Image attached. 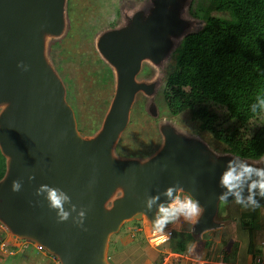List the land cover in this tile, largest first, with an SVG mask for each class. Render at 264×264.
<instances>
[{
    "label": "water",
    "instance_id": "obj_1",
    "mask_svg": "<svg viewBox=\"0 0 264 264\" xmlns=\"http://www.w3.org/2000/svg\"><path fill=\"white\" fill-rule=\"evenodd\" d=\"M184 2L151 0L126 15L122 26L99 35L96 47L115 71V91L99 131L84 137L65 86L46 57V39L59 36L64 28L65 0H0V152L6 161L0 178V222L16 238L33 240L60 264H112L107 257L110 236L130 220L145 219L154 230L159 206L169 204L178 192L199 202L201 214L191 234L201 237L223 225L216 220L221 196L236 200L239 193L249 203L248 185L264 180L255 170L243 171L248 165L264 169V157L215 153L170 125L162 129V147L149 157L115 156L137 92L150 95L155 89V82L136 79L142 62L159 63L170 53L186 27L178 12ZM21 61L29 65L28 71L17 67ZM229 171L243 173L231 191L222 184ZM13 180L22 181L19 192L12 191ZM42 184L70 197L71 203L64 204L68 220L58 222L47 193L36 195ZM174 185L172 196L164 195ZM118 189L121 194L113 197ZM255 191L254 199L264 208V197L259 188ZM152 196L159 199L149 211L145 202ZM82 208L86 215L80 227ZM140 211L143 217L137 215Z\"/></svg>",
    "mask_w": 264,
    "mask_h": 264
},
{
    "label": "rangeland",
    "instance_id": "obj_2",
    "mask_svg": "<svg viewBox=\"0 0 264 264\" xmlns=\"http://www.w3.org/2000/svg\"><path fill=\"white\" fill-rule=\"evenodd\" d=\"M147 3L150 5L151 0H65L63 31L59 36L46 39V57L65 86L66 100L74 110L77 128L84 137L94 136L99 131L115 91V71L98 52L97 39L102 32L122 26L125 22V14L130 15ZM208 3L209 0H185L178 12L186 27L183 33L174 39L170 53L159 63L149 60L142 62L136 79L139 82H155V89L150 95L143 91L137 92L128 125L115 145L121 151L115 153L117 158L143 160L144 155L153 154L164 143L162 129L166 125H170L187 137L201 140L215 153H227L224 152V144L217 142L210 132L200 129V122L192 118L189 110L178 115H170L160 93L173 50L185 34L194 32L203 25V19L194 12H200V8H204ZM212 14L225 15V13L216 11ZM262 116H264V110ZM263 157L264 155L261 158ZM120 194L121 190L118 189L113 197ZM107 206H110V202ZM237 209L235 199L221 201L216 220L225 222L222 234L219 235L220 230H216L213 237L209 232L204 234V238L211 242L207 249L212 252L215 249L213 242L219 241L216 243L220 254L218 260H232V258L236 260L247 254L248 236L246 229L242 228V224L239 223L241 215L237 213ZM261 211L264 213L263 207ZM123 225L122 228L132 227L129 221L124 222ZM190 225V220H185L182 215L167 224L166 227L172 229V237L160 251L152 249L154 255L151 253V258L160 259L165 255L163 251L177 254L178 260L183 253L188 254L190 245L182 242V239L184 234L190 230ZM139 234L136 233L134 236L128 234L126 240L129 239L130 243L131 240L138 239L136 241L143 244L145 238ZM228 241L229 244L226 243ZM256 243L260 249L257 255L264 259V214L262 228L257 232ZM142 246L145 251V244ZM146 247L148 248L147 245ZM147 252L150 253L149 250ZM115 253L111 248H107L108 260L112 264H122L117 263V258L109 259V256ZM147 256L145 251L138 257L127 256L124 260L130 264H143V259ZM187 264H197V262L189 260Z\"/></svg>",
    "mask_w": 264,
    "mask_h": 264
},
{
    "label": "trees",
    "instance_id": "obj_3",
    "mask_svg": "<svg viewBox=\"0 0 264 264\" xmlns=\"http://www.w3.org/2000/svg\"><path fill=\"white\" fill-rule=\"evenodd\" d=\"M194 14L204 23L173 50L163 102L173 116L189 110L202 131L225 145L224 152L257 160L264 155V0H209ZM5 169L0 152V178ZM238 206L246 208L239 223L248 236L246 251L255 256L262 207L246 201ZM184 235L182 242L192 240L190 231Z\"/></svg>",
    "mask_w": 264,
    "mask_h": 264
},
{
    "label": "crops",
    "instance_id": "obj_4",
    "mask_svg": "<svg viewBox=\"0 0 264 264\" xmlns=\"http://www.w3.org/2000/svg\"><path fill=\"white\" fill-rule=\"evenodd\" d=\"M237 207H238L237 213H239V215H242L243 211H245L244 209L246 208H241L238 206V204ZM197 218L198 217L190 220L191 222L190 230H189L190 232H191V227ZM129 222L132 224V227L130 226L127 228H122L124 226L122 225L118 232L110 236L108 242V248H111V250H113V252L116 253L110 255L109 259L117 258V263L121 262L122 264H130V262L124 260L125 258H127V256L131 258H135L138 257V255H141L143 252L145 253L146 251V256L147 255L148 256L144 257L143 264H150L151 262L155 261L153 260V258H151V256L154 255L152 249L155 250L158 249V251H160V249L167 242H169L171 238L163 243H158V245H156L155 243L156 233L154 232V230L150 229L149 223L145 219L132 220V221L130 220ZM222 223L223 225L221 227L208 230L206 232H209L210 236L213 237L214 232H216V230H220L219 235H221L222 230L225 227V222ZM206 232L202 233L201 237L196 238L192 236V240L187 243L188 245L193 246L192 250L191 251L188 250V254L183 253L182 257L181 254H179L180 257L183 258V260H185L186 262H184L180 258L179 260L177 259V264H187L189 260L190 261L201 260L204 262V264L205 263L206 264H255L253 257L257 255L253 256L252 254L247 253V251H246L247 253L246 255L244 254V256H242L241 258L239 257L236 260H234L233 258L232 260H226V259L218 260L217 258L219 257L220 254L218 253L219 249H218V244L216 243L217 242L219 243V241L216 240V242L215 241L213 242V245L215 244L214 245L215 249L213 252L207 249L209 247V244H211V242L207 241V239L204 238V234ZM136 233L138 234L140 233L141 236H144L145 239L143 238L144 239L143 244H145V251H143V246H142L143 244H140L139 242L136 241L138 239L131 240L130 243H129L130 241L129 239L126 240L128 234L134 236ZM1 241H6L8 243L9 247L12 249V253L11 254L3 253L0 251V264H57L55 262L54 255L50 254L43 248H39L38 245L31 239L16 238L5 226L4 227L0 226V242ZM226 243L229 244V241ZM146 245L148 246V248L146 247ZM256 246L258 248V253H260L259 246L258 245ZM148 250L150 253L147 252ZM163 252L165 254L166 252L172 253L168 251H163ZM210 252H212V254ZM172 254L176 255V257L178 256L175 253Z\"/></svg>",
    "mask_w": 264,
    "mask_h": 264
},
{
    "label": "clouds",
    "instance_id": "obj_5",
    "mask_svg": "<svg viewBox=\"0 0 264 264\" xmlns=\"http://www.w3.org/2000/svg\"><path fill=\"white\" fill-rule=\"evenodd\" d=\"M18 68H22L24 71L29 70V65H26L23 61L19 62L17 64ZM256 171L257 175L264 176V169H253L251 165L244 167V172L249 173L252 171ZM240 175H233L231 171L227 172L222 177V184L224 186H227L229 188V191L232 190V188L236 187L235 184H233V181H239L241 179ZM31 179V178H30ZM22 181L21 180H13L12 181V191L13 192H19L21 190ZM176 186H172L166 189L164 195L171 197L173 190ZM259 188V195L264 197V180H261L259 182L253 181L251 184L248 185V202L252 204L253 206H258L256 200L254 199V196L256 195V189ZM43 193H47L46 199L48 201V206L50 209L56 210L58 222H63L68 220L69 218V211H66L64 208L65 203H71L70 197L63 192L61 189L52 188L49 185H40L38 189H36V195H41ZM226 195V194H225ZM159 199L158 196H152L148 197L145 202V207L147 210L151 211L152 205L155 201ZM220 199L222 201L225 200V196H221ZM236 203L243 204L244 201L241 199L239 193L236 194ZM247 206V205H245ZM72 210H76V205H71ZM201 214V207L199 205L198 201L193 200L191 197H186L185 199L181 200L179 196H177L174 200H172L171 203L164 205L161 204L158 208V211L156 213V219L152 221L154 232L161 235V238L163 240H167L168 236L164 235L163 230L169 224L170 222L175 221L179 218V216H184L185 220H192L193 218L199 217ZM86 215V209H81L79 212L80 220L77 222V226L82 227L83 226V218ZM138 216L143 217L145 215L144 211H140L137 213ZM86 230V229H85ZM193 246L189 247V251L192 250Z\"/></svg>",
    "mask_w": 264,
    "mask_h": 264
},
{
    "label": "built area",
    "instance_id": "obj_6",
    "mask_svg": "<svg viewBox=\"0 0 264 264\" xmlns=\"http://www.w3.org/2000/svg\"><path fill=\"white\" fill-rule=\"evenodd\" d=\"M177 196H179L181 200L185 199L186 197H189L184 192H178ZM0 226L4 227V225L1 222H0ZM163 233H164V235L168 236V239H170L173 232H172V229L170 227H165L164 230H163ZM167 240H163L161 238L160 234H157V233L155 234V243H156V245H158V243H163V242H165ZM38 247L42 248L39 245H38ZM0 251L3 252V253H9V254L12 253V249L9 247V245H8V243L6 241H1L0 242ZM54 258H55V262L57 264H60L59 259L57 257H55V256H54ZM253 258H254L255 264H264V260L260 256L257 255V256H255ZM196 262H197V264H204V262L201 261V260H196ZM150 264H177V257H176V255H174L172 253H167L166 252V254L163 255L160 259H157V260L151 262Z\"/></svg>",
    "mask_w": 264,
    "mask_h": 264
},
{
    "label": "flooded vegetation",
    "instance_id": "obj_7",
    "mask_svg": "<svg viewBox=\"0 0 264 264\" xmlns=\"http://www.w3.org/2000/svg\"><path fill=\"white\" fill-rule=\"evenodd\" d=\"M127 14H125V17H126ZM125 20V19H124Z\"/></svg>",
    "mask_w": 264,
    "mask_h": 264
}]
</instances>
